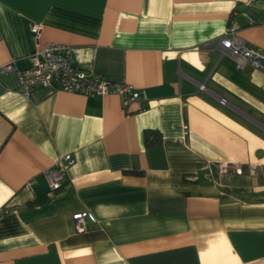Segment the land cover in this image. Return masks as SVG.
<instances>
[{
  "label": "crops",
  "instance_id": "1",
  "mask_svg": "<svg viewBox=\"0 0 264 264\" xmlns=\"http://www.w3.org/2000/svg\"><path fill=\"white\" fill-rule=\"evenodd\" d=\"M33 23L145 98L23 95ZM232 23L264 55V0H0V264H264V73L217 42Z\"/></svg>",
  "mask_w": 264,
  "mask_h": 264
},
{
  "label": "built area",
  "instance_id": "2",
  "mask_svg": "<svg viewBox=\"0 0 264 264\" xmlns=\"http://www.w3.org/2000/svg\"><path fill=\"white\" fill-rule=\"evenodd\" d=\"M237 26L228 25L217 42L228 51L239 63L249 64L254 69L264 73V55L255 52L237 34ZM43 27L40 23H33L30 27L34 43V51L29 54L30 65L26 69L17 70L19 91L29 96L32 89L38 86H56L68 92H78L84 95H105L116 93L123 97L124 102L145 98L143 93L129 83L114 82L105 79L97 72L85 70L76 66L70 58L69 47L49 41L42 42ZM1 70L15 69L12 62L3 65ZM221 98V102L225 103ZM75 158L71 153L63 155L59 163L46 172L51 189L59 187L64 179V170L73 164ZM226 171V166L222 167ZM238 171H240L238 169ZM85 213H76L74 220L78 230L85 229Z\"/></svg>",
  "mask_w": 264,
  "mask_h": 264
},
{
  "label": "trees",
  "instance_id": "3",
  "mask_svg": "<svg viewBox=\"0 0 264 264\" xmlns=\"http://www.w3.org/2000/svg\"><path fill=\"white\" fill-rule=\"evenodd\" d=\"M158 134V131L156 130H153V129H147L145 132H144V138L145 140L147 141V143H157L158 140H159V137L155 136L153 137V139H150V136L151 135H157Z\"/></svg>",
  "mask_w": 264,
  "mask_h": 264
}]
</instances>
